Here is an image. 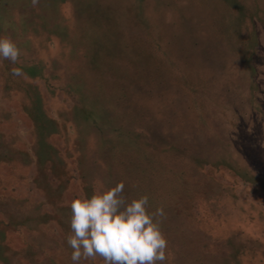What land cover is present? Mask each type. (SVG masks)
<instances>
[{
	"label": "rangeland",
	"instance_id": "1",
	"mask_svg": "<svg viewBox=\"0 0 264 264\" xmlns=\"http://www.w3.org/2000/svg\"><path fill=\"white\" fill-rule=\"evenodd\" d=\"M12 1L16 6L3 17L0 14L1 20L8 21V30L0 25V36H10L18 47L21 43H29L19 47L21 56L15 64L0 58V155L5 150L8 156L16 155L9 164L0 159V264H73V250L71 247L68 250L63 238L71 232V202L92 196V190L96 193L100 189L97 186L101 185L104 174L99 166L106 158L114 157L105 155L109 149L99 150L95 139L81 132L83 128H79V122L77 126L71 122L72 107H79L77 99L64 87L66 81L62 84L49 77L50 74L60 75L59 71L70 65L67 51L74 43L77 45L75 33L78 32L73 26L74 7L81 0H48L49 5L39 0L35 7L31 0ZM144 1L150 12L165 11L166 22L170 20L166 9L175 12L172 3L177 7L184 2ZM215 4L213 15H220V20L225 21L223 26L211 27L205 35L192 28V24L195 25L190 23L192 20L182 19L190 29V40L196 35L209 51L210 59L215 61L210 63L216 64L203 69L212 79L205 81L209 85H203L206 90L202 95L209 102L206 113L200 114L201 125L196 118L190 116L188 121L183 117L186 115H182L184 121L181 123L167 117L166 123L161 125L150 121L144 127L121 128V133L129 135L130 139L131 134L143 135L147 147L165 149L166 153L156 152L153 163L140 165L136 162L132 166L140 183L145 176L153 177L171 168L181 179L185 191H203L209 184L214 188L210 204L213 202L217 207L212 212L205 207V196L195 195L188 220L183 223V219L176 220L178 225L175 226L165 222L163 229L175 227L177 234L164 231L168 241L164 264H264V257L256 260L237 254L235 249L242 244L250 246V241L257 238L260 249L264 250V195L247 181L238 180L227 168L235 164L246 172L251 170L256 176L264 174V0H229L228 4L217 0ZM23 9L27 10L25 23L21 22ZM2 10L4 8L0 13ZM199 11L194 10L193 15ZM182 16L175 15L174 23L180 22ZM148 18L152 20L153 16L148 15ZM46 19L58 23L62 34L52 32L51 36L52 29L45 28L51 20ZM219 30L227 37L216 40L213 46L211 40ZM190 44L185 43L189 47ZM250 47L248 64L242 58L247 57ZM15 65L19 69L30 66L36 76H13ZM60 66L63 68L58 70ZM237 74L241 78L235 83ZM176 99L172 104L178 107V100L184 97ZM180 111L183 112V108ZM26 113L32 116L39 129L33 126ZM158 116L160 118L159 112ZM103 131L99 134L108 140L115 135L114 131L111 135H108L109 130ZM89 182L94 183L92 190ZM167 185L165 182L157 192L161 188L164 192ZM84 187L87 190H83ZM193 209L199 212L195 217ZM58 220L63 223L61 227ZM210 229L213 230L209 238H196L195 247H202L201 254H197L193 245L188 252L179 253V243L188 247L193 244L195 234ZM222 229L226 230L224 234ZM230 247L235 253L228 255ZM79 264H103V260L97 257L95 261L81 260Z\"/></svg>",
	"mask_w": 264,
	"mask_h": 264
},
{
	"label": "trees",
	"instance_id": "2",
	"mask_svg": "<svg viewBox=\"0 0 264 264\" xmlns=\"http://www.w3.org/2000/svg\"><path fill=\"white\" fill-rule=\"evenodd\" d=\"M44 1L49 5L48 0ZM201 1L184 0L183 4L179 2L181 5L177 7L172 3L174 1L169 2L172 3L175 12L166 9L169 11V19H172V21L168 20L169 22H166L167 13L165 11L163 13L159 10L150 12L149 5L147 6L143 0H139V2L136 0H81L74 7L73 17L75 19L73 26L78 32L75 33L77 45L74 43L67 51L70 65L59 71L60 75L49 73V77L53 80H57L62 84L66 81L64 87L77 99L79 107H76V105L72 107L69 116L71 122L73 121L76 126L79 122V128H83L81 132L94 138V144L99 150L109 149V152H106L105 155L114 156L113 159L106 158L99 166L102 168L104 178L101 185L97 186L100 189L96 193L106 191L123 182L125 185L123 195L129 201L147 195L149 197L150 212L156 211L159 207L164 210L165 218H163L162 229L166 225L165 222L170 225H178L176 220L181 221L183 219L181 221L183 223L191 217L190 214H192V206L195 200L193 196L195 195L205 196L203 198L204 203H206L205 207L212 212L217 207L213 202L210 204L211 199L214 197V188L209 184L207 189L203 191H185L181 179L178 175H174L175 172H172L171 168L153 177L145 176L146 178L140 183L137 173L131 170L132 166L134 167L136 162L140 165L153 163L156 152L166 153L165 149L160 148L159 150L152 146L147 147L142 138L143 135L136 137L135 134H131L130 139L128 138L129 135L121 133V128L133 125L144 127L148 126L150 121H153L155 125H161L164 120L168 119L173 122L176 119L183 122L182 115H186L183 116L185 119L190 116L196 118L198 124L201 125L200 114L206 113V105L209 102L202 95L206 90L203 85H209L205 81L211 82L212 79L211 75L205 73L203 69L213 68L212 66L216 64L212 65L210 63L213 59H210L209 51L200 44L201 41L196 35L192 41L190 40V29L186 27V21L184 22L182 19L185 17V20H192L190 23L195 24L191 23L192 28L200 31L202 35L209 33L208 30L214 25L223 26L222 23L225 21L220 20V15H213L217 0H205V2L200 3ZM220 1L226 4L229 3V0ZM8 2L0 0V11L4 8L0 13L2 17L4 13H9L12 10L11 8L16 6L12 0ZM192 2L197 4L192 5ZM201 6L206 8V12L202 10ZM196 9L200 11L199 14L194 16L193 11H196ZM21 11L23 15L21 22L25 23L27 10L23 9ZM185 12L186 14L183 15L182 13ZM51 13L54 14L53 7ZM178 13L183 16L179 18L180 22L175 24L177 18L175 15ZM148 15L153 16L152 20L148 18ZM193 19L195 20L193 21ZM46 20L50 21L51 19ZM29 21H31L30 23L34 22V20ZM40 22L43 23L42 20ZM7 24L8 21L0 19L3 30H8ZM45 28L52 29L49 31L51 36L54 32L56 35H61L63 32L60 25L56 24L53 19L45 25ZM22 32H24V29ZM215 34L216 36L212 38L214 40H211L213 46H216V40L221 41L220 38L227 37L220 30ZM149 37H151V41H149ZM42 38L45 39V37ZM187 42H191L190 47L185 45ZM28 43H21L19 47L26 46ZM252 44L256 45L255 38ZM192 46H194V50ZM252 47L248 50L247 57L242 58L248 64L251 60L249 53L252 51ZM59 65L57 62V66ZM16 68L18 67L16 66ZM61 68L63 67H58V70ZM20 69L26 77L36 76L30 66H24ZM240 78L239 75L235 83L239 82ZM221 87L224 88L223 85ZM178 97H184L186 101L183 99L178 100L179 106L176 107L172 103ZM204 99H207V101ZM181 108H183V112L180 111ZM28 118L31 123L33 122V126L39 129L30 114H28ZM105 129L109 130L108 135H111L112 131L115 132L114 136L111 135V140L106 137L103 138L99 134L104 132ZM34 130L36 132L35 128ZM6 152L5 150L0 155V159H4V162L9 164V161L12 162V158H15L16 155L8 156ZM227 168L228 172L238 180L247 181L248 185L254 186L264 195V180L260 179L264 178V174L256 176L254 172L251 173V170L246 172L242 167H237L235 164L232 166L227 165ZM147 177L149 180H146ZM244 178L247 180H244ZM165 182L168 183L165 186V191H161V188L160 192H157L160 186L165 185ZM92 186L94 187V183H90V186H88L91 187L90 190L93 189ZM86 188L84 187L83 190H87ZM92 193L95 194L93 190ZM88 196L91 197V195ZM220 209V206H218V212ZM196 214H199V212L193 209V216L195 217ZM57 224L61 227L63 223L58 220ZM219 227L224 228L223 224H219ZM212 230L195 234L193 244L190 243V246L188 244V247L184 243H179V253L188 252V249L193 245L197 254H201L203 250L200 249L202 247H195L196 238L199 236L209 238ZM222 230L224 234L226 230ZM164 231H168L166 233H171L170 235L172 233L173 235L177 234L175 227L163 229ZM166 233L164 232L165 235H167ZM62 234L66 235L64 232ZM63 238L69 250L70 246L67 244V238ZM250 243V246L247 243L235 248L238 250L236 251L237 254L249 255L251 258H256V260L264 257V250L260 249L261 244L258 239L254 238ZM235 249L233 251L230 247L228 255L235 253ZM258 253L262 255L258 256ZM197 258H195L196 263H199L200 259Z\"/></svg>",
	"mask_w": 264,
	"mask_h": 264
},
{
	"label": "clouds",
	"instance_id": "3",
	"mask_svg": "<svg viewBox=\"0 0 264 264\" xmlns=\"http://www.w3.org/2000/svg\"><path fill=\"white\" fill-rule=\"evenodd\" d=\"M35 7L39 0H31ZM21 49L10 36H0V58L15 64ZM13 76H24L19 68ZM124 183L91 197L73 199L70 205L71 232L67 244L71 260L103 264H164L167 260V238L162 230L165 213L162 207L149 211L147 195L129 201L124 195Z\"/></svg>",
	"mask_w": 264,
	"mask_h": 264
}]
</instances>
